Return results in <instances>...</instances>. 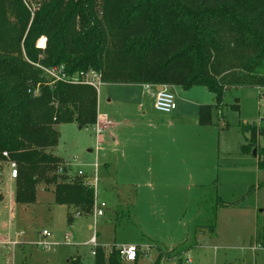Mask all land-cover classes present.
Masks as SVG:
<instances>
[{
  "label": "rangeland",
  "instance_id": "rangeland-1",
  "mask_svg": "<svg viewBox=\"0 0 264 264\" xmlns=\"http://www.w3.org/2000/svg\"><path fill=\"white\" fill-rule=\"evenodd\" d=\"M23 2L30 25L41 2ZM5 14L7 24L16 25L8 2ZM105 23L110 43L117 45L122 30L111 16ZM36 46L43 50L46 37ZM227 61L231 72L241 71L237 55ZM166 86L176 101L169 114L155 109L154 88L101 82L98 113L106 118L98 115L93 126L82 128L76 122L58 125V142L49 151L63 159L71 177L81 170L85 174L78 175L94 187L89 214L56 203L54 186L42 183L34 203H16L18 179L10 176L15 161H0V240L9 242L0 244V264H69L72 256L92 264V236L105 253L136 245L138 264L154 263L160 252L161 264H264V170L242 148L249 135L242 124L264 116V89L227 90L221 108L201 124L199 106L214 103V94L203 84ZM98 122L105 127L100 137ZM109 125L118 143L106 135ZM258 145L264 146V135ZM102 202L104 213L96 215Z\"/></svg>",
  "mask_w": 264,
  "mask_h": 264
},
{
  "label": "trees",
  "instance_id": "trees-1",
  "mask_svg": "<svg viewBox=\"0 0 264 264\" xmlns=\"http://www.w3.org/2000/svg\"><path fill=\"white\" fill-rule=\"evenodd\" d=\"M39 1L29 25L23 0H0V161L17 164L18 204L34 203L42 183L54 186L56 203L72 206L78 214L91 213L95 205V189L87 178L71 177L63 159L49 149L58 142L59 124L76 122L82 128L97 122V90L64 81L52 84L42 67L63 66L68 75L95 70L109 83L183 89L203 84L214 94V103L200 107L201 124L221 108L227 90L264 89V73L258 72L264 68V0ZM6 2L16 17L14 26L7 24ZM110 16L122 30L117 45L108 39L105 22ZM43 36L42 50L36 43ZM231 53L241 58L239 72L227 67ZM232 107L238 110V102ZM242 128L249 133L243 152H252L264 170V146L258 145L264 123L245 122ZM159 254L152 264H161ZM68 263L83 264L79 256ZM92 264L127 262L112 246L106 253L97 247Z\"/></svg>",
  "mask_w": 264,
  "mask_h": 264
},
{
  "label": "built area",
  "instance_id": "built-area-1",
  "mask_svg": "<svg viewBox=\"0 0 264 264\" xmlns=\"http://www.w3.org/2000/svg\"><path fill=\"white\" fill-rule=\"evenodd\" d=\"M40 66V65H39ZM42 67V66H40ZM46 72L47 76L51 79L50 83H55L58 81H64L72 84H86L94 87L96 90L98 89L99 84L102 82L101 74L95 70L89 71H80L76 72L72 75H68L64 72L63 66L56 67H42ZM146 89L154 88V106L155 109L159 112L169 114L176 108V101L174 94L170 91L169 86L166 85H153V84H145ZM105 127L101 126L99 122L95 125L96 133L99 134V137L103 133ZM101 142V140H100ZM4 155L7 156V153L4 152ZM11 173L10 176L12 178H17L18 170L17 164L15 162H10ZM78 174H83V172H79ZM96 202V201H95ZM105 203L102 202L100 206L95 208L96 215H102L104 213L103 207ZM45 234H49L45 231ZM65 239L68 241L69 237L66 236ZM89 243L93 245V250L91 254L95 255V248L97 246L95 236H92L89 240ZM0 244H9L8 241H1ZM120 256L125 262H133L138 257V250L136 245H121L118 247Z\"/></svg>",
  "mask_w": 264,
  "mask_h": 264
},
{
  "label": "crops",
  "instance_id": "crops-1",
  "mask_svg": "<svg viewBox=\"0 0 264 264\" xmlns=\"http://www.w3.org/2000/svg\"><path fill=\"white\" fill-rule=\"evenodd\" d=\"M142 85H144V84H142ZM172 88L173 87H177V86H171ZM154 93V92H153ZM152 93V94H153ZM154 96V95H153ZM202 105H204V104H200V106H199V111H200V107L202 106ZM198 111V112H199ZM98 115L100 116V117H105L106 118V116H104V115H101V114H99L98 113ZM199 115V114H198ZM198 123H199V120H198ZM115 128H114V126L113 125H109V128H108V130H107V133H106V135L107 134H109L110 136H111V139L115 142V143H118L119 141H120V137H119V134L117 133V131L115 130ZM115 133V135H113L112 133ZM101 139H102V137H101ZM102 141V140H101ZM121 157L123 158V159H125L126 158V155H125V153H124V151L122 150V152H121ZM104 165L105 166H109L110 165V163L109 162H106V163H104ZM108 168V167H107ZM81 170H79L78 172H74L75 174H78L79 172H80ZM81 172H83V171H81ZM83 174H85L84 172H83ZM12 178V177H11ZM95 201H96V197H95Z\"/></svg>",
  "mask_w": 264,
  "mask_h": 264
},
{
  "label": "water",
  "instance_id": "water-1",
  "mask_svg": "<svg viewBox=\"0 0 264 264\" xmlns=\"http://www.w3.org/2000/svg\"><path fill=\"white\" fill-rule=\"evenodd\" d=\"M261 122H263V123H264V116H263V118L261 119ZM254 153H255V151H254Z\"/></svg>",
  "mask_w": 264,
  "mask_h": 264
}]
</instances>
